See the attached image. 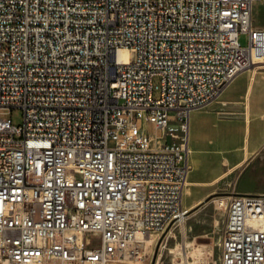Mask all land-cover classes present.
I'll use <instances>...</instances> for the list:
<instances>
[{
    "label": "built area",
    "instance_id": "obj_1",
    "mask_svg": "<svg viewBox=\"0 0 264 264\" xmlns=\"http://www.w3.org/2000/svg\"><path fill=\"white\" fill-rule=\"evenodd\" d=\"M260 1L0 0V264H126L180 222L190 112L264 60ZM220 199V264H264V191Z\"/></svg>",
    "mask_w": 264,
    "mask_h": 264
},
{
    "label": "rangeland",
    "instance_id": "obj_2",
    "mask_svg": "<svg viewBox=\"0 0 264 264\" xmlns=\"http://www.w3.org/2000/svg\"><path fill=\"white\" fill-rule=\"evenodd\" d=\"M252 20L253 25L264 28V1L255 4ZM238 38L242 45H246L245 33H240ZM249 80H252L250 86ZM262 83L264 63H258L239 71L223 85L219 95L198 106L205 109L213 107L211 112L217 118L230 126L238 125L234 129L229 127L227 133L220 132V137H225L228 143L222 174L210 179L206 177L210 167L195 169L193 173L198 178L191 183L188 177L196 166L191 149L188 153L191 169H188L184 190L187 198H183L186 214L179 223L173 221L160 231L152 232L139 256L126 264H220L219 240L226 220V209L220 205V198L243 191H264V87H251ZM0 115L10 118L15 125L23 123L20 106L4 109ZM216 135L214 129L208 130L205 138L216 139ZM251 157L255 158L249 162ZM214 162L210 159L208 165Z\"/></svg>",
    "mask_w": 264,
    "mask_h": 264
},
{
    "label": "crops",
    "instance_id": "obj_3",
    "mask_svg": "<svg viewBox=\"0 0 264 264\" xmlns=\"http://www.w3.org/2000/svg\"><path fill=\"white\" fill-rule=\"evenodd\" d=\"M255 7V6H254ZM252 84V82L250 83ZM255 85V84H254ZM257 87L251 86L254 89L258 88L259 85L264 87V83L256 84ZM225 90V89H224ZM263 91V90H262ZM224 104V102H222ZM240 105V104H239ZM211 108L205 109L203 107L193 108L189 116V138H188V147L192 149V157L196 161V166L190 171L189 181L192 183L193 179L198 177L193 173L195 169H203L210 167V170L206 171V177L210 179H216L220 177L223 171V160L227 155V139L220 137V132L227 133L228 128H236L238 125L230 126L224 120L216 117L214 113L211 112ZM242 128V127H241ZM216 131V139H207L205 138L206 132L208 130ZM264 144V143H263ZM262 144V146H263ZM255 157L249 158L251 162ZM189 159V157H188ZM215 161L213 165H208V160ZM262 192V191H261ZM241 193H250V192H241ZM253 193V192H251Z\"/></svg>",
    "mask_w": 264,
    "mask_h": 264
},
{
    "label": "bare ground",
    "instance_id": "obj_4",
    "mask_svg": "<svg viewBox=\"0 0 264 264\" xmlns=\"http://www.w3.org/2000/svg\"><path fill=\"white\" fill-rule=\"evenodd\" d=\"M127 51L128 50H126V49H121L120 50L121 53H126ZM199 51H208L209 56H216L217 55V40H210L207 43H199ZM262 63H264V60L262 61ZM251 77H252V75H251ZM251 82H252V80H249V83H248L249 86H250ZM119 85H120V78L119 77H112V87H119ZM189 151H191V148L189 149V147H188L187 166H188V169H191V165H189V163H188V153H189ZM187 176H188V171H187ZM186 182H187V177H186V181H185L184 188H183L182 203H183V198H184V200L187 198V195H186V198L184 196V190H185ZM183 207H184V205H183ZM186 208H187V206H186ZM182 217L180 218V220H182ZM165 226L166 225H161V229L164 228Z\"/></svg>",
    "mask_w": 264,
    "mask_h": 264
}]
</instances>
